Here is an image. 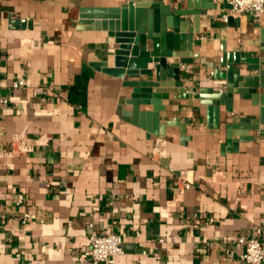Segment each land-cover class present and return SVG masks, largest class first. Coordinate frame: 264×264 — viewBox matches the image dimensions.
Listing matches in <instances>:
<instances>
[{"label": "crops", "instance_id": "1", "mask_svg": "<svg viewBox=\"0 0 264 264\" xmlns=\"http://www.w3.org/2000/svg\"><path fill=\"white\" fill-rule=\"evenodd\" d=\"M127 1L0 0V264H92L94 231L122 236L114 264H241L239 238L264 230L263 89L218 101L210 119L205 99L163 93L157 122L152 103L133 122L127 100L145 75L119 76L115 31L81 24ZM164 2L192 28L198 17L182 89L217 91L222 52L239 54L242 74L264 62V13Z\"/></svg>", "mask_w": 264, "mask_h": 264}, {"label": "water", "instance_id": "2", "mask_svg": "<svg viewBox=\"0 0 264 264\" xmlns=\"http://www.w3.org/2000/svg\"><path fill=\"white\" fill-rule=\"evenodd\" d=\"M93 14L85 11L81 15V24L89 28L115 31L116 41L119 43L114 55L110 56L109 64L118 66L119 76L129 74L142 78L134 83V93L128 103L133 105L132 121L138 122L137 116L141 104H153L154 111L149 113L157 122L158 112L161 110L160 96L163 93H172L178 97L181 91L183 97L191 103L193 98L205 99L209 119L217 111V102L227 103L234 94L240 93L250 98L262 88L264 92V62L247 59L246 71L236 69L235 64L241 61L238 53H230L227 61L222 52L220 65H213V78L226 80V89L212 88L207 95L193 93L182 89V64L193 63V46L199 41L195 39L198 30V17L195 27L186 20L185 15L191 14L187 10L171 9L164 0H128L118 9H94ZM234 55V58L232 57ZM128 68V69H127ZM183 92V93H182ZM154 95V98H153ZM143 99H140L142 98ZM120 100L118 112L123 114ZM230 108V107H229ZM264 111V108H262ZM125 118L129 120L127 114ZM131 120V119H130ZM143 124V123H141ZM153 129V125L149 124Z\"/></svg>", "mask_w": 264, "mask_h": 264}, {"label": "built area", "instance_id": "3", "mask_svg": "<svg viewBox=\"0 0 264 264\" xmlns=\"http://www.w3.org/2000/svg\"><path fill=\"white\" fill-rule=\"evenodd\" d=\"M231 5L232 14L238 15L242 13H253L254 16L260 17L264 13V0H226ZM224 21H228L229 14L221 17ZM213 75V71H212ZM225 81H218L220 90H223ZM24 79L21 78L15 87L22 86ZM1 102H5L4 99ZM191 187V182L187 181L185 188ZM36 215L26 214L25 218H34ZM245 250L240 259L241 264H260L264 263V230H260L259 235L253 237H240ZM124 252L123 238L119 234L107 232L99 233L92 232L89 237V246L86 251L87 255L91 258L92 264H114L115 257Z\"/></svg>", "mask_w": 264, "mask_h": 264}]
</instances>
